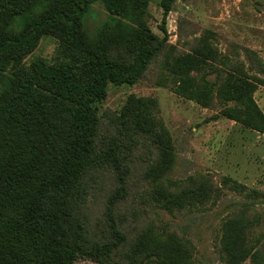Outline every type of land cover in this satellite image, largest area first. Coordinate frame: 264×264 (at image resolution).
Masks as SVG:
<instances>
[{
    "label": "trees",
    "instance_id": "1",
    "mask_svg": "<svg viewBox=\"0 0 264 264\" xmlns=\"http://www.w3.org/2000/svg\"><path fill=\"white\" fill-rule=\"evenodd\" d=\"M148 2L0 0V264H190L189 242L149 218L216 203L222 186L246 195L221 226L224 264H264V232L253 230L264 193L227 176L170 179L176 152L154 97L131 94L118 112H99L109 84L170 79L178 97L217 109L214 118L264 133L254 99L264 59L225 39L229 53L220 52L211 31L179 49L166 29L175 0L160 1L162 36L148 25ZM95 5L106 19L91 30ZM45 36L54 56L24 63ZM125 214L142 218L136 228Z\"/></svg>",
    "mask_w": 264,
    "mask_h": 264
},
{
    "label": "rangeland",
    "instance_id": "2",
    "mask_svg": "<svg viewBox=\"0 0 264 264\" xmlns=\"http://www.w3.org/2000/svg\"><path fill=\"white\" fill-rule=\"evenodd\" d=\"M148 25L154 34L160 31L162 10L161 0H148ZM85 25L94 30L106 19L102 6L95 5ZM27 15H20L12 21L10 30L19 31ZM95 20H93V18ZM168 41L182 49L187 40L199 37L204 31L216 34L215 45L222 53H229L225 40L256 51L264 59V0H175L166 20ZM225 39V40H224ZM57 45L53 38L43 37L37 48L24 63L33 59L50 60ZM151 77L154 78L153 73ZM213 77H210L212 79ZM170 79L164 85L141 80L134 86L114 87L109 84L105 100L98 105L99 112H118L126 98L154 97L158 101L159 115L173 139L176 165L170 179L177 183L196 176H209L215 185L220 176L244 185L247 189L264 193V133L248 130L218 116L217 109L202 108L193 101L178 97L171 89ZM254 99L264 113V87H259ZM216 203L191 206L174 214L156 209L149 220L160 228H169L190 244V264H224V254L219 249L221 226L225 219L239 209L238 202L244 201L229 187H220ZM235 202V203H234ZM256 213L261 206H255ZM126 227L136 228L130 214L121 218ZM254 232H264V216L261 223L253 226ZM75 264H96L79 258ZM243 264H251L246 260Z\"/></svg>",
    "mask_w": 264,
    "mask_h": 264
},
{
    "label": "crops",
    "instance_id": "3",
    "mask_svg": "<svg viewBox=\"0 0 264 264\" xmlns=\"http://www.w3.org/2000/svg\"><path fill=\"white\" fill-rule=\"evenodd\" d=\"M255 133H257V132H255ZM260 134V133H259Z\"/></svg>",
    "mask_w": 264,
    "mask_h": 264
}]
</instances>
